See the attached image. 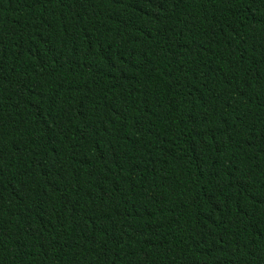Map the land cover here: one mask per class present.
<instances>
[{
    "label": "trees",
    "instance_id": "obj_1",
    "mask_svg": "<svg viewBox=\"0 0 264 264\" xmlns=\"http://www.w3.org/2000/svg\"><path fill=\"white\" fill-rule=\"evenodd\" d=\"M0 264H264V0H0Z\"/></svg>",
    "mask_w": 264,
    "mask_h": 264
}]
</instances>
